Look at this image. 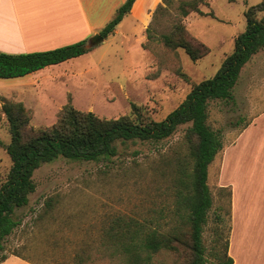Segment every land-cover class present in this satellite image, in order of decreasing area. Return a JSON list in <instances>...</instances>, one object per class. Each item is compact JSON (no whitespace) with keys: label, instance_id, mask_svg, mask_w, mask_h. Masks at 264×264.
Here are the masks:
<instances>
[{"label":"rangeland","instance_id":"1","mask_svg":"<svg viewBox=\"0 0 264 264\" xmlns=\"http://www.w3.org/2000/svg\"><path fill=\"white\" fill-rule=\"evenodd\" d=\"M180 1L192 0H173L168 13L153 19V11L162 2L144 16L147 0H140L132 16L138 22L143 16L145 23L139 25L132 17L126 18L116 27L118 34L109 35L105 42L64 64L63 70L50 74L52 78L42 76V86L35 92L19 94L22 102L1 100L21 103L30 115L28 128L33 130L52 126L69 101L77 110L99 118L132 115L131 105H136L144 119L164 120L184 102L194 85L217 74L233 50L234 39L245 30L246 10L264 0H202L200 13L186 17L177 10ZM154 2L149 0L148 4ZM256 18L264 20V11L257 12ZM178 19L190 41L208 49L195 62L182 49H167L160 41ZM147 28L151 29L150 40ZM233 97L208 105V124L223 138V149L208 168L207 184L213 197L203 233L208 264H218L229 243V190L220 159L226 145L264 109V50L243 66ZM2 103L0 186L11 166L5 151L10 134ZM189 126L178 127L160 142L118 143L117 155L109 159L87 162L58 158L40 166L32 176L35 192L28 205L17 211L23 224L7 238L3 254L15 253L37 264H80L74 257L76 252L83 245L101 248L105 242L101 233L113 219L149 220L161 214L166 216L163 223L168 221L169 211L174 210L172 172L177 159L187 154L185 134ZM163 260L169 263L171 258L164 256ZM107 263L111 262L94 258L93 263L84 264Z\"/></svg>","mask_w":264,"mask_h":264},{"label":"trees","instance_id":"2","mask_svg":"<svg viewBox=\"0 0 264 264\" xmlns=\"http://www.w3.org/2000/svg\"><path fill=\"white\" fill-rule=\"evenodd\" d=\"M135 1L125 0L116 9L99 32L103 39L113 34ZM161 2L152 13L153 19L173 7V0ZM201 3L202 0L180 1L177 10L181 17L200 13ZM261 11H264V1L246 10L245 30L234 39L233 50L223 59L217 74L194 85L184 102L162 121L144 119L136 105H131L132 115L99 118L92 112L77 110L69 101L52 126L33 130L28 128L30 115L21 103L0 98L10 134L5 151L11 161L6 179L0 186V262L10 256L3 254L4 244L23 224L17 211L28 205L29 196L35 192L32 176L40 166L58 158L87 162L109 159L117 155L118 143L160 142L169 138L178 127L189 124L185 134L187 154L173 165L174 210L169 211L168 221L163 223L166 216L161 214L149 220L118 217L102 231L105 242L101 248L83 245L74 257L80 264L93 263L94 258L111 262L107 264H208L203 243L204 227L213 206L207 184L208 168L223 149L221 132L208 124V105L215 100H233V90L243 66L264 50V20L256 18V13ZM146 31L150 40L151 29ZM160 41L167 49H182L193 62L208 53L204 44L190 41L181 19L168 33L160 36ZM86 42L19 55L0 52V79L24 77L82 56L91 50L86 47ZM229 197L227 192L228 217ZM227 248L226 243L218 264H233ZM11 255L21 257L15 253ZM164 256L170 257L171 261L166 263Z\"/></svg>","mask_w":264,"mask_h":264},{"label":"crops","instance_id":"3","mask_svg":"<svg viewBox=\"0 0 264 264\" xmlns=\"http://www.w3.org/2000/svg\"><path fill=\"white\" fill-rule=\"evenodd\" d=\"M148 1L143 8L144 16L161 3V0H155L150 6ZM124 2L0 0V52L10 55L41 52L88 40L99 34ZM139 2H134L130 13L121 22L132 17L133 23H145L143 16L140 22L132 16ZM113 33L118 34V30ZM103 42L105 39L100 43ZM76 59L48 66L24 77L0 79V98L22 102L19 94L30 90L35 92L42 86V76L44 79L52 78L50 74L55 75L52 72L63 70L67 66L64 64ZM220 162L230 193L231 230L227 254L233 264H264V109L231 144L226 145ZM0 264L37 263L10 255Z\"/></svg>","mask_w":264,"mask_h":264},{"label":"water","instance_id":"4","mask_svg":"<svg viewBox=\"0 0 264 264\" xmlns=\"http://www.w3.org/2000/svg\"><path fill=\"white\" fill-rule=\"evenodd\" d=\"M102 40H104V39L99 34H96L87 40L86 47L92 48V47L98 45Z\"/></svg>","mask_w":264,"mask_h":264}]
</instances>
